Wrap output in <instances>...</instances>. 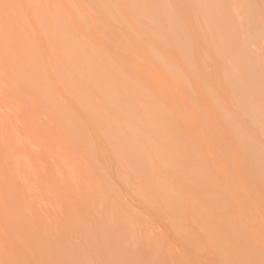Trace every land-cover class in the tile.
Listing matches in <instances>:
<instances>
[{
    "label": "rangeland",
    "instance_id": "374dc122",
    "mask_svg": "<svg viewBox=\"0 0 264 264\" xmlns=\"http://www.w3.org/2000/svg\"><path fill=\"white\" fill-rule=\"evenodd\" d=\"M139 1L0 0V264H264V159L260 158L264 156V123L259 130L257 118L247 114L244 102L232 100L224 72L222 77L229 66L226 62L231 64L238 29L247 32V36L239 34L241 41L252 39L246 46L257 55L256 60L261 59L256 67L264 62V39L260 37L261 42L256 35L260 30L264 34V12H257L256 28H252L245 8L237 6L239 3L233 6V0H219L218 5L203 0L201 17L199 12L191 14L190 0H148L151 5ZM215 7L221 18L226 17L211 16ZM175 12L180 14L174 20ZM204 17L209 18L207 22ZM184 26L195 41L191 50L195 65L191 66L197 75L193 74V80L186 61L176 58L178 35L181 31L180 37L184 36ZM165 45L172 48L174 57L171 52L166 54ZM156 49L157 56L166 49L159 56L170 59H162L168 64L166 68L162 62L166 71L157 56L153 57ZM201 63L208 67L205 74L199 72L204 68ZM169 64L175 66L173 75L178 79L181 73L180 81L172 76ZM261 67L257 69L263 82ZM196 82L204 86L198 87ZM207 91L214 97L213 104ZM153 107H160L156 109L159 114ZM228 116L237 125L244 123L245 136L256 149L243 147L240 135L227 124ZM136 121H140L138 125ZM185 135L192 137L189 147L193 151L187 146L189 138L185 143ZM145 139L148 146L141 144ZM182 139L185 144L178 147ZM132 142H138L140 148ZM149 148L163 152L159 154L164 160L165 155L166 160L174 156L173 160H182H174V170ZM135 150L139 163L134 159ZM254 150L258 152L251 153ZM132 162L135 168L142 162L144 170L139 175ZM163 184L167 186L163 188Z\"/></svg>",
    "mask_w": 264,
    "mask_h": 264
},
{
    "label": "bare ground",
    "instance_id": "6f19581e",
    "mask_svg": "<svg viewBox=\"0 0 264 264\" xmlns=\"http://www.w3.org/2000/svg\"><path fill=\"white\" fill-rule=\"evenodd\" d=\"M138 1H139V0H138ZM143 1H144V0H143ZM146 1H148V0H146ZM157 1H158V0H157ZM218 1H219V0H214V3L217 4ZM221 1H222V0H221ZM129 2H130V1H129ZM139 2H140V1H139ZM151 2H152V1H151ZM158 2H159V1H158ZM233 2H234V3H232L233 6L236 5L237 3H239V5L237 4V6H239L240 8H241V7L245 8V11H246L245 13H247L246 19L248 20V22L250 23V26H252V28H253V27L256 28V24H255L256 14H257V12H260V11L264 12V0H263V1H261V0H233ZM189 3H190L189 6H190L191 14H193L194 16H196L195 12H197V14H198V12H199L200 17H201L202 14H204V12H203L202 14H200V12H201V7H202V5H203V3H204L203 0H190ZM100 4H101V3H100ZM131 4H133V3H131ZM142 4L144 5V4H146V3H142ZM148 4L151 5L149 1H148ZM206 4H207V3H206ZM210 4H211V3H210ZM228 4L230 5V2H229ZM149 5H147V6L149 7ZM176 5H177V4H176ZM217 5H218V4H217ZM220 5H221V4H220ZM177 6H178V5H177ZM129 7H130V6H129ZM135 7H136V6H135ZM137 7H138V5H137ZM146 8H147V7H146ZM175 8H176V7H175ZM203 8H204V7H203ZM207 8H209V7H207ZM104 9H105V8H104ZM137 9H138V8H137ZM152 9H153V8H152ZM163 9H164V7H163ZM220 9H221V8H220ZM130 10H131V9H130ZM155 10H156V9H155ZM209 10H212V9L210 8ZM216 10H218V9H216V7H215L214 10H213V12H212V11L209 12L208 10H206V11L209 12V13H211V16H212V13H213L214 18H217V19H218V18L223 19L224 17H226V16L224 15V17L221 18V14H218V12H217ZM149 11H150V10H149ZM149 11H148V12H149ZM156 11H157V10H156ZM163 11H164V10H163ZM221 11H222V10H221ZM152 12H153V11H152ZM156 13H157V12H156ZM209 13H208V14H209ZM150 14H151V12H150ZM150 14H149V15H150ZM173 14H174V15H173V16H174L173 19H174V18H176L175 16H178V17H179V14H180V13L177 14V12H175V13H173ZM134 15H135V14H134ZM153 15H154V14H153ZM169 15H171L170 12H169ZM205 15H206V13H205ZM206 16H207V15H206ZM240 16H241V15H240ZM263 16H264V15H263ZM263 16H262V17H263ZM146 17H147V15H146ZM167 17H168V16H167ZM135 18H136V17H135ZM150 18H151V17H150ZM204 18H205V17H204ZM254 18H255V19H254ZM259 18H260V17H259ZM206 19L208 20L209 18H205L204 20H206ZM225 19H226V18H225ZM233 19H234V18H233ZM143 20H144V19H143ZM147 20H148V19H147ZM152 20H153V19H152ZM174 20H175V19H174ZM207 20H206V22H207ZM231 20H232V19H231ZM231 20H230V21H231ZM263 20H264V19H263ZM123 21H124V20H123ZM123 21H122V22H123ZM157 21H158V20H157ZM193 21H194V20H193ZM196 21H197V20H196ZM218 21H219V20H218ZM174 22H175V21H174ZM263 22H264V21H263ZM153 23H154V22H153ZM168 23H169V22H168ZM202 23H203V22H202ZM204 23H205V21H204ZM204 23H203V25H204ZM196 24H198V22H197ZM196 24H195V22H194V25H196ZM153 25H154V24H153ZM183 25H185V24H183ZM198 25H199V24H198ZM227 25H228V24H227ZM257 25H258V24H257ZM259 25H260V24H259ZM263 25H264V24H263ZM137 26H138V25H137ZM166 26H167V25H166ZM181 27H183V26H181ZM226 27H227V26H226ZM259 27H261V26H259ZM259 27L257 28L258 30L262 29V28L259 29ZM157 28H158V27H157ZM159 28H160V26H159ZM198 28H199V27H198ZM249 28H250V27H249ZM138 29H139V28H138ZM106 30H107V29H106ZM140 30H141V29H140ZM168 30H169V29H168ZM179 30H180V29H179ZM179 30H178V31H179ZM196 30H197V28H196ZM213 30H214V29H213ZM233 30H235V29H233ZM263 30H264V29H262V31H263ZM199 31H201V30H199ZM216 31H217V33H218L219 30L217 29ZM230 31H231V30H230ZM235 31H236V30H235ZM248 31H249V30H248ZM168 32H169V31H168ZM180 32H181V31H180ZM180 32H179V35H178V36H179V38L181 39V44H179V42H178L180 39L177 40V43H178V44H176V46L179 45V46H178L179 48H178V47H176V48L179 49V53H178V49H177V53H178V55H177L176 58L181 57V59H182L181 61H184V62L186 61V62H185V67H187V69H188V72H189L188 74H189V75H190V74L192 75V76H191L192 79L189 78V81H190V79L193 80V77L197 75V74H195V73H192L193 71L196 72V70L194 69V68H195L194 66H193V67L191 66V65H195V64L193 63V60H192L193 55H191V54H192L191 50H192V48H193V45H194V42H195V41H194L192 38L188 37L190 34L187 35V33H186V31H185V26H184V29L182 30L184 36L180 37V36H181V35H180V34H181ZM201 32H202V31H201ZM201 32H199V33H201ZM255 32H257V30H256ZM132 33H133V32H132ZM139 33H140V32H139ZM163 33H164V35H165V32H163ZM169 33H171V32H169ZM229 33H230V32H229ZM250 33L253 34L254 31L252 32V30H251ZM261 33H262V32H261V30H260V32L256 33V35H257V34L260 35V36H257V37H259V41L263 42V41H264V40H263V39H264V34L262 33V34H263V36H262ZM141 34H142V33H141ZM152 34H153V33H152ZM175 34H176V33H174V36H175ZM239 34H240V36H242V35L247 36V32H246V30H241V29H240V30H239V29L237 30V33L235 34V42H234V44H233V48L231 47V49L234 50V51H232V52H233V56H231V57L234 58V61H233V58H231V57L229 56V54H227V55L225 54V55H226V58H227V57H228V58L230 57V60H229V61H230V63H231L232 65L229 64L228 61L226 62V64H227L226 66H228V65H229V66L227 67V70H225V69L223 70V69H222V70H223V71H222V77H223V72H224V74H225L224 77L226 78V84L229 83V86L231 85V86H230L231 88H229V90L232 89V91L230 90V92H232V93H233V96H234V98H233V96H232V98H233L232 100L235 101V102H236V101L239 102L238 100L241 99V100L244 102V105H245V108H244V109H245V111L247 112V114H253L254 116H253V115H252V116H253L254 118H257V121L259 122V123H258V128H259V130H260V129H262V128L259 127V124H260V123H261V124L264 123V91L262 90V86L264 85V84H263L264 81H263V82L261 81L260 73H262V72H258V69H259L261 66H264V64H263L264 62L261 63L262 65L260 64L261 66L259 65V68L256 67L255 63H256V62L258 63L259 60H261V59L259 58V60H256L258 57H255V56H257V55H253V52H252V54H251V53L249 52V49H248L247 46H246V43H248V41H251L252 39L249 38V40H244V38H245V37H244V38L242 39L243 41H241L240 39H241L242 37L239 38ZM218 35H219V34H218ZM253 35H255V34H253ZM253 35H252L251 37H252V38H256L255 36L253 37ZM165 36H166V35H165ZM216 36H217V35H216ZM233 36H234V35H233ZM248 36H250V35H248ZM158 37H159V36H158ZM168 37H169V36H168ZM171 37H173V36H171ZM191 37H192V36H191ZM200 37H201V35H200ZM260 37H263V39L260 38ZM153 38H154V37H153ZM166 38H167V37H166ZM169 38H170V37H169ZM169 38H168V40H169ZM173 38H174V37H173ZM173 38H172V40H173ZM175 38H176V36H175ZM175 38H174V40H175ZM201 38H202V37H201ZM225 38H226V37H225ZM225 38H224V39H225ZM136 39L138 40L137 37H136ZM216 39H217V38H216ZM218 39H219V38H218ZM220 39H221V38H220ZM246 39H248V37H247ZM260 39H262L263 41L260 40ZM161 40H162V39H161ZM229 40H230V38H229ZM222 41H223V40H222ZM245 41H246V42H245ZM256 41H258L257 38H256ZM256 41H253L254 43H253V42H250V44L253 43V45H254V44L256 43ZM162 42H163V41H162ZM210 42H212V40H210ZM261 42H258V45H259V43H261ZM157 43H158V42H157ZM163 43H164V42H163ZM173 43H175V42L173 41ZM263 43H264V42H263ZM263 43H262V44H263ZM164 44H165V43H164ZM195 44H196V43H195ZM226 44H227V42L224 41V42H223V48H224V50H226V51L228 52V50H227L228 48H227V45H226ZM168 45H169V46H170V45L173 46V44H171V43L168 44ZM196 45H197V44H196ZM196 45H195V46H196ZM198 45H199V44H198ZM211 45H212V44H211ZM214 45H215V44H214ZM228 45H229V44H228ZM253 45H251V46H253ZM255 45H257V44H255ZM255 45H254V46H255ZM260 45H261V44H260ZM260 45H259V46H260ZM160 46H162V45H160ZM230 46H231V44H230ZM230 46H228V47H230ZM249 46H250V45H249ZM163 47H164V46H163ZM167 47H168V46L165 45V48L168 49V51L165 49V50H166V54H167V52H169V53L171 52V53L173 54V57H174L175 55H174V52L171 50L172 48L170 47V49H169V48H167ZM199 47H200V46H199ZM221 48H222V47H221ZM253 48H254V47H253ZM259 48H260V47H259ZM196 49H198V50H196V51H199V48H198V47H197ZM211 49H214V48H211ZM217 49H218V48H217ZM219 49H220V48H219ZM231 49H230V50H231ZM165 50H164L163 52H165ZM169 50H171V51H169ZM193 50H194V49H193ZM260 50H261V49H260ZM154 51H156V52L154 53L153 51H151V53L153 52V55L157 53L158 49H156V50H154ZM263 51H264V48H263ZM263 51H261V53H262ZM163 52H162V53H161V52H158L159 54L161 53L162 55H158V56H157V54H156V55H154L153 57L157 56V57H156V58H157L156 61L158 62V60H159V61H160L159 63H161V64H162L163 61H165V60H162L163 58L166 59L165 62H170V61H168V60H170V59L167 58V55H165V54H164V57H163V58H162V57H160L161 59L159 58V56H163ZM201 52H202V51H201ZM201 52H200V53H201ZM217 52H218V51H217ZM227 52H226V53H227ZM234 52H235V55H234ZM149 53H150V52H149ZM151 53H150V54H151ZM177 53H176V54H177ZM198 53H199V52H198ZM229 53H230V52H229ZM187 54H188V55H189V54L191 55V56L189 55V57H190L191 59H190V58H189V59L187 58V56H188ZM203 54H204V53H203ZM217 54H218V53H217ZM223 54H224V53L220 54V57H221V58L223 57ZM230 54H231V53H230ZM65 55H66V54H65ZM262 55H263V54H262ZM262 55H261V56L259 55V57H262ZM151 56H152V55H151ZM197 56H200V54H198ZM203 56H204V55H202L201 57H203ZM205 56H206V55H205ZM234 56H235V57H234ZM263 56H264V55H263ZM69 57H70V56H69ZM168 57H169V56H168ZM194 57H195V56H194ZM216 57H217V56H216ZM196 58H198V57H196ZM226 58H224V60H225ZM179 59H180V58H179ZM183 59H184V60H183ZM187 59H188V60H187ZM194 59H195V58H194ZM235 59H236L237 62H235ZM189 60H191V62H189ZM198 60H199V59H198ZM204 60H205V57H204ZM227 60H228V59H227ZM202 61H203V60H202ZM262 61H263V60H262ZM152 62H153V61H152ZM165 62H163V63H165ZM223 62H225V61H223ZM223 62H222V63H223ZM240 62H243L242 65L240 64L241 66L239 65ZM181 63H183V62H181ZM186 63L189 64V65H188L189 68H188V66H186V65H187ZM191 63H192V64H191ZM257 63H256V64H257ZM172 64H173V63H172ZM207 64H208V63H207ZM126 65H127V64H126ZM167 65H168V64H167ZM167 65H166V63H165L164 66L167 68ZM169 65H170V64H169ZM199 65H200V63H199ZM202 65L204 66L203 63H201V66H202ZM234 65H235V67H234ZM161 66H163V64H162ZM164 66H163V67H164ZM190 66H191V67H190ZM224 66H225V64H224ZM226 66H225V67H226ZM156 67H157V66H156ZM163 67H162V68H163ZM165 67H164L163 69L166 71ZM168 67L171 68V69H173V67H175V66H174V65H172V66L170 65V66H168ZM206 67H207V66H206ZM213 67H214V66H213ZM239 67L241 68V71H238V70H240ZM169 68H168V69H169ZM207 68H208V67H207ZM207 68H205V66H204L203 71H202V70H201V71L199 70V72H201V74H202V73L204 72V69L207 70ZM231 68H232V69H231ZM257 68H258V69H257ZM262 68H264V67H261V69H262ZM91 69H92V68H91ZM158 69H159V68H158ZM163 69H162V70H163ZM185 69H186V68H185ZM189 69H191V70L189 71ZM235 69H236V71H235ZM237 69H238V70H237ZM128 70H129V69H128ZM133 70H134V69H133ZM160 70H161V69H160ZM169 70H170V69H169ZM169 70H168V71H169ZM176 70H177V69H176ZM197 70H198V69H197ZM170 71H171V70H170ZM237 71H238V72H237ZM105 72H106V71H105ZM179 72H180V71H179ZM179 72H178V73H179ZM190 72H191V73H190ZM206 72H207V71H205L204 74H205ZM236 72H237V73H236ZM239 72H240V73H239ZM136 73H137V72H136ZM163 73H164V72H163ZM170 73H171V72H170ZM173 73H174V69H173V72H172V76H174L175 79H178V78H177L178 76L173 75ZM212 73H213V72H212ZM120 74H121V73H120ZM133 74H134V73H133ZM174 74H175V73H174ZM180 74H181V73H179V78H180V79H178L179 81L181 80V76H180ZM182 74H183V72H182ZM193 74H194V76H193ZM207 74H208V73H207ZM106 75H107V74H106ZM109 76H110V75H109ZM109 76H108V77H109ZM138 76H139V75H138ZM141 76H142V75H141ZM207 76H208V75H207ZM207 76H206V77H207ZM133 78H134V77H133ZM142 78H143V77H142ZM183 78H184V77H183ZM195 78H196V77H195ZM196 79H198V78H196ZM196 79H194V80H196ZM207 79H208V78H207ZM109 80H110V79H109ZM137 80H138V79H137ZM178 80H177V81H178ZM203 80H204V79H203ZM132 81H133V80H132ZM179 81H178V82H179ZM204 81H206V80H204ZM208 81H209V79H208ZM103 82H104V81H103ZM185 82H186V80H185ZM185 82H182V83H184V86H186L185 84H188V83H185ZM191 82H192V81H191ZM110 83H111V82H110ZM179 83H180V82H179ZM197 83H198V84L200 83V84H199L200 86H198V87H202L203 82H196V85H198ZM107 84H108V82H107ZM124 84H125V83H124ZM261 84H263V85H261ZM111 85H112V84H111ZM103 86H104V85H103ZM116 86H117V85H116ZM119 86H120V85H119ZM121 86H122V85H121ZM184 86H183V87H184ZM203 86H204V85H203ZM227 86H228V84H227ZM229 86H228V87H229ZM112 87H113V86H111V88H112ZM263 87H264V86H263ZM93 88H94V86H93ZM105 88H106V86H105ZM132 88H134V87H132ZM123 89H124V88H123ZM188 89L191 90V89L189 88V86L187 85V90H188ZM91 90H92V89H91ZM104 90H105V89H104ZM109 90H110V89H109ZM130 90H131V89H130ZM134 90H135V89H133L132 92H133ZM170 90H172V89H170ZM198 90H200V88H199ZM203 90H205V88H203ZM203 90L201 89V91H203ZM128 91H129V90H128ZM137 91H138V90H137ZM141 91H143V90H141ZM105 92H107V91H105ZM138 92H140V90H139ZM188 92H189V91H188ZM209 92H210V91H207V93H208V97H209L208 99H213L214 97H213V98H210V96H212V95H210L211 93H209ZM135 93H136V92H135ZM141 93H142V92H141ZM198 93H199V92H198ZM205 93H206V92H205ZM102 94H103V93H102ZM142 94H143V93H142ZM185 94H186V93H185ZM190 94L192 95V97H195V98H196V96H193V92H190ZM230 94H231V93H230ZM87 95H88V94H87ZM124 95H125V94H124ZM191 95H190V96H191ZM209 95H210V96H209ZM219 95H220V94H219ZM137 96H138V95H137ZM100 97H101V96H100ZM105 97H107V96H105ZM184 97H185V96H184ZM205 97H207V96H205ZM101 98H102V97H101ZM103 98H104V97H103ZM108 99H109V97H108ZM138 99H140V98H138ZM206 99H207V98H206ZM234 99H235V100H234ZM81 100H83V99H81ZM85 100H86V98H85ZM195 100H196V99H195ZM241 100H240V101H241ZM132 101H133V100H132ZM211 101H212L211 103L213 104L214 99L211 100ZM79 102H80V101H79ZM106 102H107V101H106ZM106 102H104V103H106ZM108 103H109V101H108ZM200 103H201V102H200ZM214 103H216V102H214ZM212 104H211V105H212ZM240 104H241V103H240ZM242 104H243V103H242ZM82 105H83V104H82ZM95 105H96V104H95ZM117 105H118V104H117ZM197 105H199V104L197 103ZM87 106H88V105H87ZM215 106H216V105L214 104L212 107L214 108ZM114 107H115V106H114ZM129 107H130V106H129ZM200 107H201V106H200ZM127 108H128V107H127ZM155 108H156L157 110L160 109V107H158V108L155 107ZM215 108H216V107H215ZM218 108L221 109V107H218ZM229 108H230V107H229ZM237 108H239V107H237ZM88 109H89V107H88ZM91 109H93V108H91ZM116 109H117V107H116ZM153 109H154V107H153ZM156 109H154V112H157ZM161 109H162V108H161ZM198 109H199V107H198ZM201 109L203 110V108H200V110H201ZM227 109H228V108H227ZM124 110H125V109H124ZM166 110H167V109H166ZM214 110H215V109H214ZM222 110H223V109H222ZM222 110H221V111H222ZM237 110H238V109H237ZM241 110H243V109H241ZM241 110H240V112L242 113ZM88 111H89V110H88ZM92 111H93V110H92ZM118 111H120V110H118ZM126 111H127V109H126ZM126 111H125V112H126ZM189 111H190V110H189ZM238 111H239V110H238ZM245 111H244V112H245ZM136 112H137V111H136ZM161 112H162V111H161ZM163 112L165 113L164 110H163ZM163 112H162V113H163ZM169 112H170V111H169ZM215 112H216V111H215ZM97 113H98V111H97ZM134 113H135V112H134ZM157 113H158V112H157ZM182 113H183V112H182ZM200 113H201V111H200ZM202 113H203V112H202ZM202 113H201V114H202ZM221 113H222V112H220V114H221ZM234 113H235V112H234ZM158 114H159V113H158ZM223 114H224V113H223ZM165 115H166V113H165ZM191 115H192V114H191ZM229 115H230V114H229ZM232 115H233V114H232ZM207 117H208V116H207ZM236 117H237V115H236ZM236 117H235V118H236ZM233 118H234V117H233ZM251 118H252V117H251ZM251 118H250V119H251ZM254 118H253V122L255 123L254 120H256V119H254ZM209 119H210V118H209ZM225 119H227L226 121H227V124H228V125L231 124L230 126H231L232 129H234V133L236 132L238 135H240L239 138L242 139V140L244 141V143H243L242 145H243V147H245V148L247 147L246 150H249L250 147H251V151H253V149H256V145H254V143L252 142V140H251L250 138H248V137L245 136V135H246V133H245L246 130H245V127L243 128L244 123H243L242 126H241V125H237L236 121H235V122L232 121V120H234V119H232L231 116H228V117H226ZM240 119H241V118H240ZM240 119H239V120H240ZM195 120H196V119H195ZM181 121H182V120H181ZM196 121H197V120H196ZM245 121H247V120H245ZM138 122H140V121H138ZM138 122L136 121L137 125H138ZM197 122H198V121H197ZM209 122H210V121H209ZM243 122H244V121H243ZM114 123H116V122H114ZM170 123L172 124V122H170ZM183 123H184V122H183ZM234 123H235V124H234ZM139 124H140V123H139ZM171 124H170V125H171ZM185 124H186V123H185ZM261 124H260V126H261ZM172 125H173V124H172ZM182 125H183V124H182ZM213 125H214V124H213ZM184 126H185V125H184ZM186 126L188 127L187 124H186ZM186 126H185V127H186ZM129 127H130V126H129ZM169 127L171 128V126H169ZM180 127H181V126H180ZM187 127H186V128H187ZM215 127H217V125H215ZM262 127H263V125H262ZM189 128H190V127H189ZM209 128H211V127H209ZM218 128H219V127H218ZM218 128H216V130H217ZM129 129H131V128H129ZM182 129H183V127H182ZM219 129H220V128H219ZM219 129H218V130H219ZM253 130H254V129H253ZM133 131H136V130H133ZM170 131H171V129H170ZM183 131H184V130H183ZM214 131H215V128H214ZM114 132H117V131L114 130ZM138 132H139V131H138ZM249 132H250V131H249ZM261 132L264 133V130L262 129ZM117 133L119 134L120 132H117ZM139 133H140V132H139ZM142 133H143V132H142ZM148 133H149V132H148ZM170 133H171V132H170ZM216 133H218V132H216ZM149 134L152 135L151 133H149ZM186 134H187V133H186ZM116 135H117V134H116ZM142 135H143V137H144V133H143ZM189 135H190V134H189ZM216 135H217V134H216ZM218 135H219V134H218ZM230 135H231V134H230ZM256 135H257V134H256ZM117 136H118V135H117ZM129 136H130V135H129ZM129 136H128V137H129ZM145 136H149V135H145ZM182 136H184V133L182 134ZM187 136H188V135H187ZM121 137H122V135H121V136L119 135L118 138H120V139H124V137H123V138H121ZM135 137H136V136H135ZM212 137H213V136H212ZM220 137H221V136H220ZM235 137H236V135H235ZM235 137H234V138H235ZM257 137H258V136H257ZM130 138H131V137H130ZM151 138H152V137H151ZM181 138H182V137H180V140H179V141H181ZM183 138H184V139H186V138L188 139V138H189L188 141H187V139L185 140V143H186V141H187V143H189V142H190L189 140L192 139V137H190V136L186 137V135H185V137H183ZM222 138H223V136H222ZM120 139H119V141H120ZM125 139H127V138H125ZM133 139H134V138H133ZM135 139H136V138H135ZM137 139H138V138H137ZM184 139H182V140H183V141L181 142L182 144H180L179 146L177 145L178 147H181V145H183V143H184ZM220 139H221V138H220ZM237 139H238V138H237ZM257 139L259 140V138H257ZM127 140H128V139H127ZM131 140H132V139H131ZM235 140H236V138L234 139V141H235ZM116 141H117V140H116ZM135 141H137V140H135ZM179 141H178V142H179ZM238 141L241 142V140H238ZM255 141H256V140H255ZM122 142H123V141H122ZM124 142H125V141H124ZM130 142H131V141H130ZM141 142H142V140H141ZM148 142H149V141H148ZM125 143H126V142H125ZM125 143H123L122 146H124ZM149 143H150V142H149ZM149 143H148V144H149ZM185 143H184V144H185ZM193 143H195V142H193ZM211 143H212V142H211ZM255 143L257 144V142H255ZM127 144H130V143H127ZM132 144H134V143L132 142ZM141 144H144V145L146 144V146H148L146 139H145V142H144V143L142 142ZM156 144H157V143H156ZM156 144H152V145L156 146ZM190 144H191V142H190L188 145H187V144H186V145L188 146V148L191 149V147H189ZM115 145H117V144H115ZM134 145L136 146L135 148L137 149V146L139 147L140 144H139L138 142H137V143L135 142ZM152 145H150V146H152ZM158 145H159V144H158ZM158 145H157V146H158ZM212 145H213V144H212ZM128 146H130V145H128ZM131 146H132V145H131ZM177 146H176V147H177ZM193 146H194V145H193ZM195 146H196V145H195ZM195 146H194V147H195ZM197 146H198V145H197ZM252 146H253V148H252ZM117 147H118V146H117ZM125 147H127V146L125 145ZM172 147H173V146H172ZM194 147H192V148H194ZM226 147H227V146H226ZM122 148H124V147H122ZM139 148H140V147H139ZM139 148H138V149H139ZM159 148H160V149H163V148L160 147V145H159ZM173 148H174V147H173ZM173 148H172V150H174ZM182 148H184V147H182ZM245 148H244V149H245ZM248 148H249V149H248ZM116 149H117V148H116ZM149 149H150V150H149ZM149 149H148V150L151 151V152L154 151V153H155V154L153 153L154 157H155V155L158 154V155L156 156L157 158H160L161 155H162L161 153H163V152H159V153L161 154V155H160L159 153H157L158 151L155 152L157 149H156V150H154V148H149ZM120 150H121V149H120ZM125 150H126V149H125ZM188 150H189V149H188ZM191 150L193 151V149H191ZM226 150H229V149L226 148ZM240 150H241V149H240ZM242 150H243V149H242ZM136 151H137V150H135L134 152H135L137 155H136V154H134V155H136V157H137L138 154H139V151H137V152H136ZM162 151H163V150H162ZM183 151H184V150H183ZM189 151H190V150H189ZM244 151H245V150H244ZM255 151L258 152L257 150H254V152H251V153L254 154ZM151 152H150V154H151ZM178 152L181 154L180 151H178ZM190 152H191V151H190ZM223 152L225 153V152H227V151H224V150H223ZM248 152H250V151H248ZM261 152H262V151H261ZM261 152L259 151V153H257L258 157H259V155H260ZM117 153H118V152H117ZM122 153H123V152H122ZM184 153H187V151H185ZM197 153H198V155H199V152H197ZM197 153H196V155H197ZM246 153H247V151H246ZM251 153H250V154H251ZM263 153H264V152H263ZM115 154H116V152H115ZM119 154H120V153H119ZM226 154H227V153H226ZM250 154H249V155H250ZM253 154H252V155H253ZM261 154H262V153H261ZM134 155H133V157H135ZM142 155H143V154H142ZM159 155H160V157H159ZM201 155H202V154H201ZM242 155H243V153H242ZM244 155H245V154H244ZM116 156H117V155H116ZM163 156H164V155H163ZM177 156H178V155H177ZM181 156H182V154H181ZM190 156H191V155H190ZM227 156H228V155H227ZM255 156H256V154H255ZM133 157H132V159H133ZM136 157H135L134 159H136V161H137V160L139 161L140 158H138V157L136 158ZM141 157H142V156H141ZM170 157H172V156H170ZM178 157H179V156H178ZM178 157H177V158H178ZM184 157H185V156H184ZM184 157H183V158H184ZM197 157H198V156H197ZM206 157H207V156H206ZM161 158H162V157H161ZM164 158H165V160H166V155L164 156ZM172 158H175V156L172 157ZM172 158H171V159H172ZM194 158H195V157H194ZM256 158H257V156H256ZM260 158H261V160L264 159L263 154L261 155ZM260 158H259V159H260ZM162 159H163V158H162ZM162 159H160V160L162 161ZM171 159H170L169 157H167V160H171ZM178 159H179V158H178ZM186 159H187V158H186ZM186 159H185V160H186ZM207 159H208V158H207ZM233 159L236 160L235 157H234ZM247 159H248V158H247ZM120 160H121V159H120ZM142 160L144 161L145 159L142 158ZM163 160H164V159H163ZM165 160H164V161H165ZM167 160H166L165 162L163 161V163H167V166H168V163H170V166H171L172 163H174V160H175V159H174V160L172 159L173 162H171V161L169 162V161H167ZM180 160H182V158H181ZM180 160H177V161L175 160V161L178 163ZM202 160H203V159H202ZM250 160H251V158H250ZM257 160H258V158H257ZM138 161H137V162H138ZM203 161H205V160H203ZM207 161H209V159H208ZM237 161H238V160H237ZM258 161H259V160H258ZM176 162H175V163H176ZM182 162H183V161H182ZM182 162H181V163H182ZM186 162H187V161H186ZM188 162L191 164V161H190V160H189ZM193 162H195V161H192V163H193ZM200 162H201V163H200L201 165H199V163H197V162H195V165L197 164V165H199L200 167H202L203 162H202L201 160H200ZM242 162H243V161H242ZM250 162H251V161H250ZM255 162H256V161H255ZM259 162H260V161H259ZM259 162H258V163H259ZM132 163H133V165H134V162H132ZM138 163H139V162H138ZM163 163H162V164H163ZM175 163H174V164H175ZM181 163H180V164H181ZM208 163H209V162H208ZM218 163H219V162H218ZM240 163H241V162H240ZM248 163H249V162H248ZM256 163H257V162H256ZM260 163H261V164H260ZM260 163H259V164L262 165V162H260ZM140 164H141V165H140V166H141V168H140L141 170H138V167H140L139 164H138V166H136V168H135V165H136V164H135L134 166H131V167H134V169H137V172H136L137 175H139V173H140L142 170H144V167H142V166H143V165H142V162H141ZM149 164H150V163H149ZM162 164H161V165H162ZM174 164H173V166H171V167H173V169L175 170V168H176L175 165H176V164H175V165H174ZM182 164H183V163H182ZM182 164H181L180 166H182ZM187 164H188V163H187ZM190 164H189V165H190ZM237 164H238V163H237ZM145 165H146V164H145ZM185 165H186V164H185ZM240 165L242 166V163H241ZM253 165L255 166V164H253ZM162 166H164V164H163ZM180 166H177V168H178V167L180 168ZM192 166H194V164H192ZM199 166H198V167H199ZM244 166H245V165H244ZM250 166L252 167V165H250ZM262 166H264V164H263ZM262 166H261V167H262ZM207 167H208V166H206V167L203 166V169L205 170V168H207ZM261 167H260V168H261ZM142 168H143V169H142ZM190 168H191V167H190ZM196 168H197V166L194 167V169H196ZM208 168H209V167H208ZM208 168H207V169H208ZM231 168H232V167H231ZM253 168H254V167H253ZM207 169H206V170H207ZM232 169H233V168H232ZM249 169H250V168H249ZM255 169H256V168H255ZM255 169H254V170H255ZM176 170H177V169H176ZM185 170L187 171V170H189V168H188V169H185ZM191 170H193V169L191 168ZM191 170H190V171H191ZM196 170H197V169H196ZM196 170L193 171L194 174H195V173L198 174V172H197L198 170H197V171H196ZM208 170H210V168H209ZM252 170H253V169L251 168V172H252V174H254ZM262 170H263V169H262ZM180 171H181V170H180ZM195 171H196V172H195ZM249 171H250V170H249ZM200 172H202V171L200 170ZM200 172H199V173H200ZM204 172H205V171H204ZM209 172H210V171H209ZM254 172L256 173L257 171H254ZM168 173H170V172H168ZM172 173H173V172H172ZM172 173H171V174H172ZM175 173H176V172H175ZM175 173H174V174H175ZM180 173H182V172H180ZM191 173H192V172H191ZM191 173H190V174H191ZM257 173H258V172H257ZM141 174H143V172H142ZM187 174H188V173H187ZM204 174H205V173H204ZM204 174H203V175H204ZM195 175H196V174H195ZM198 175H199V174H198ZM205 175H206V174H205ZM230 175H232V174H229V176H230ZM254 175H255V174H254ZM140 176H141V175H140ZM140 176H139V177H140ZM172 176H173V175H172ZM175 176H177V175H175ZM175 176H174V177H175ZM186 176H187V175H186ZM258 176H259V175H258ZM258 176H256V177L258 178ZM261 176H263V177H261V179L263 178V180H261V181L264 182V171L262 172V175H261ZM152 177H154V176L152 175ZM196 177H198V176H196ZM212 177H213V176H212ZM246 177H247V176H246ZM250 177H251V176H250ZM141 178H142V176H141ZM141 178H140V179H141ZM146 178L149 179V177H146ZM154 178H155V177H154ZM175 178H176V177H175ZM198 178H199V177H198ZM200 178H202V177L200 176ZM257 178H256V181H258ZM148 179H147V181H145V182H149V181H150L149 185H152V184H151V179H152V178L150 177V180H149V181H148ZM177 179H178V178H177ZM177 179H176V180H177ZM187 179H188V178H187ZM187 179H186V180H187ZM192 179H193V177L191 178V180H192ZM216 179H217V178H216ZM229 179H230V178H229ZM254 179H255V178H254ZM259 179H260V178H259ZM136 180H137V179H136ZM142 180H143V178H142ZM142 180H141V182H142ZM145 180H146V179H145ZM217 180H218V179H217ZM252 180H253V178H252ZM137 181H138V180H137ZM156 181H157V180H156V178H155V179H154V182L156 183ZM171 181L174 182L175 180L172 179ZM246 181H247V179H246ZM248 181H249V179H248ZM253 181H255V180H253ZM145 182L143 181V185H144ZM211 182H212V181H211ZM139 183H140V182H139ZM174 183H175V182H174ZM182 183H183V181H182ZM213 183H214V182H213ZM213 183H212V184H213ZM217 183H218V182H217ZM237 183H238V182H237ZM249 183H250V182H249ZM257 183H258V182H256V184H257ZM145 184H147V183H145ZM153 184H154V183H153ZM175 184H176V183H175ZM184 184H185V186L188 185L186 182H185ZM206 184H208V183H206ZM209 184H210V183H209ZM212 184H211L210 186H213V185H214V184H213V185H212ZM258 184L261 185L260 183H258ZM138 185H139V184H138ZM138 185H137V186H138ZM143 185H142V186H143ZM154 185H155V184H154ZM154 185H152V187H153ZM163 185H164V184H163ZM247 185H248V182H247ZM250 185H251V184H250ZM250 185H249V186H250ZM146 186H147V185H146ZM166 186H167V185H164L163 188L166 187ZM181 186H182V185H181ZM185 186L183 185V187H184L185 189H187V186H186V187H185ZM261 186H262V185H261ZM152 187H151V188H152ZM155 187H156V186H155ZM168 187H169V186H168ZM256 187H257V186H256ZM141 188H142V187H141ZM151 188H150V189H151ZM156 188H159V187H156ZM171 188H172V186H171L170 188H168V191H169V192H170L169 189H171ZM181 188H182V187H181ZM202 188H203V186L201 187V189H202ZM212 188H214V187H212ZM253 188H254V187H253ZM260 188H261V187H259V189H260ZM144 189H146V188H144ZM159 189H160V188H159ZM182 189H183V188H182ZM185 189H184V190H185ZM203 189H204V188H203ZM240 189H241V188H240ZM147 190H148V189H147ZM171 190H172V189H171ZM184 190H183V191H184ZM194 190H197V188H195ZM159 191H160V190H159ZM203 191H204V190H202V192H203ZM221 191H222V190H221ZM257 191H258V190H257ZM261 191H262V190H261ZM261 191H259V192H261ZM198 192H200V193H198V194L201 195V191H198ZM215 192H216V191H215ZM223 192H224V191H223ZM263 192H264V190H263ZM159 193H160V192H159ZM172 193H173V192H172ZM203 193H205V192H203ZM212 193H213V192H212ZM220 193H221V192H220ZM224 194H226V193L224 192L223 195H224ZM260 194H261V193H260ZM196 195H197V194H196ZM200 195H199V196H200ZM206 195H207V193H205V196H206ZM210 195H211V194H210ZM216 195H219V194L216 193ZM261 195H262V194H261ZM261 195H260V196H261ZM141 196H142V194H141ZM141 196H140V197H141ZM201 196H202V195H201ZM207 196H208V195H207ZM214 196H215V195H214ZM191 197H192V196H191ZM202 197H203V196H202ZM216 197H217V196H216ZM220 197H222V196H220ZM220 197L218 196L217 199H219ZM223 197H224V196H223ZM235 197H236V195H235ZM262 197H263V196H262ZM209 198H210V197H209ZM213 198H215V197H213ZM228 198H229V197H228ZM182 199H183V197H182ZM200 199H201V198H200ZM217 199H215V200H217ZM170 200H171V199H170ZM174 200H175V199H174ZM221 200H222V199H221ZM221 200H220V201H221ZM171 201H172V200H171ZM191 201H192V200H191ZM197 201H198V200H197ZM223 201H224V199H223ZM146 202H147V201H146ZM221 202H222V201H221ZM175 203H176V202H175ZM182 203H183V202H182ZM190 203H191V202H190ZM199 203H200V202H199ZM224 203H225V202H224ZM248 203H249V202H248ZM194 204H195V203H194ZM225 204H227V203H225ZM148 205H149V204H148ZM150 205H152V204L150 203ZM182 205H183V204H182ZM182 205H181V206H182ZM185 205H186V204H185ZM191 205H192V203H191ZM189 206H190V205H189ZM220 206H221V204H220ZM226 206L228 207V205H226ZM249 206H250V205H249ZM185 207H186V206H185ZM192 207H193V206H192ZM192 207H191V208H192ZM177 208H178V207H177ZM179 208H180V207H179ZM203 208H204V207H203ZM258 208H259V207H258ZM170 209H171V208H170ZM219 209H220V208H219ZM179 210H180V209H179ZM198 210H199V209H198ZM254 210H255V209H254ZM254 210H253V211H254ZM250 211H251V210H250ZM212 212H213V211H212ZM213 213H214V212H213ZM254 213H255V212H254ZM207 214H208V212L206 211V215H207ZM230 214H232V213H230ZM252 214H253V213H252ZM255 214H256V213H255ZM212 215H213V214H212ZM209 217H210V216H209ZM235 217H236V216H235ZM210 219H211V218H210ZM212 219H213V216H212ZM206 220H207V218H206ZM204 221H205V220H204ZM205 222H206V221H205ZM208 222H211V221H209V219H208ZM211 223H213V222H211ZM227 223H228V222H227ZM227 223H226V224H227ZM229 223H231V222H229ZM226 224H225V226L227 227V225H229V224H227V225H226ZM239 226H240V225H239ZM239 226H238V227H239ZM228 227H229V226H228ZM174 229H175V228H174ZM223 229H226V228H224V226H223ZM239 229H240V228H239ZM226 230H227V229H226ZM228 230H229V229H228ZM182 231H183V230H182ZM236 231H238V230H236ZM241 231L243 232V230H241ZM222 232H223V231H222ZM260 232H261V231H260ZM217 233H219V232H217ZM230 233H231V232H230ZM237 233H238V232H237ZM237 233H236V234H237ZM234 234H235V233H233V235H234ZM247 234H248V233H247ZM206 235H207V234H206ZM206 235H205V236H206ZM217 235H218V234H217ZM221 235H223V234L221 233ZM241 235H242V234H241ZM181 236H182V235H181ZM181 236H180V237H181ZM207 236H208V235H207ZM207 236H206V238H207ZM231 236H232V235H231ZM237 236H238V234H237ZM237 236H236V238H237ZM182 237H183V236H182ZM182 237H181V238H182ZM216 237H217V236H216ZM239 237H240V235H239ZM245 237H246V236H245ZM178 238H179V237H178ZM181 238H179V239H181ZM193 238H194V237H193ZM233 238H235V237L233 236ZM241 239H242V238H241ZM247 239H248V238H247ZM249 239H250V238H249ZM249 239H248V240H249ZM188 240H189V239H188ZM215 240H216V239H215ZM242 240H243V239H242ZM213 242H214V241H213ZM226 242H228V241H226ZM236 242H237V241H236ZM248 242H250V241H248ZM184 243H185V242H184ZM186 243H187V242H186ZM191 243H192V242H191ZM233 243H234V242H232V244H233ZM237 243H238V242H237ZM243 243H244V242H243ZM251 243H253V242H251ZM239 244H240V243H239ZM239 244H237V245H239ZM186 245H188V244H186ZM210 245H212V244H210ZM213 245H215V244H213ZM213 245H212V246H213ZM222 245H223V244H222ZM226 245H227V244H226ZM228 245H229V242H228ZM249 245H251V244H249ZM213 247H214V246H213ZM248 247H249V246H248ZM216 248H217V247H216ZM216 248H215V249H216ZM229 248H230V247H229ZM237 248H240V247H237ZM255 248H256V247H255ZM219 249H220V248H219ZM247 249H249V248H247ZM257 249H258V247H257ZM250 250H251V248H250ZM255 250H256V249H255ZM255 250H254V251H255ZM213 251H214V250H213ZM258 251H259V250H258ZM250 252H251V254H253V253H257L256 251L253 252V253H252V251H249V253H250ZM223 253H224V252H223ZM217 254H222V253H217ZM246 255H247V254H246ZM226 256H227V255H226ZM259 256H261V254H260ZM74 257H75V256H74ZM222 257L225 258V256H222ZM255 257H256V256H255ZM75 258H77V256H76ZM224 258H223V259H224ZM259 258H260V257H259ZM223 259H222V260H223ZM56 260H58V259H56ZM236 260H238V259H236ZM236 260H235V261H236ZM250 260H251V258H250ZM252 260H253V259H252ZM254 260H255V259H254ZM258 260H259V259H258ZM58 261H59V260H58ZM220 261H221V260H220ZM233 261H234V260H233ZM233 261H230V263L233 262ZM235 261H234V262H235ZM63 262H64V261H63ZM67 262H68V261H67ZM238 262H239V261H236V264H237ZM256 262H257V261H256ZM74 263H75V262H74ZM228 263H229V262H228ZM57 264H58V263H57ZM75 264H76V263H75ZM233 264H234V263H233ZM238 264H239V263H238ZM240 264H242V263H240ZM244 264H245V263H244ZM255 264H256V263H255Z\"/></svg>",
    "mask_w": 264,
    "mask_h": 264
}]
</instances>
